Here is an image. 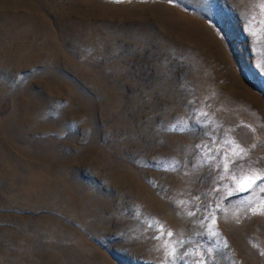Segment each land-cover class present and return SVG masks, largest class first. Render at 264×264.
I'll return each mask as SVG.
<instances>
[{
	"label": "rangeland",
	"instance_id": "1",
	"mask_svg": "<svg viewBox=\"0 0 264 264\" xmlns=\"http://www.w3.org/2000/svg\"><path fill=\"white\" fill-rule=\"evenodd\" d=\"M260 169V0H0V264H264Z\"/></svg>",
	"mask_w": 264,
	"mask_h": 264
},
{
	"label": "snow or ice",
	"instance_id": "2",
	"mask_svg": "<svg viewBox=\"0 0 264 264\" xmlns=\"http://www.w3.org/2000/svg\"><path fill=\"white\" fill-rule=\"evenodd\" d=\"M260 7L264 9V0H260ZM236 148H239V145L236 146ZM236 148H233L232 151L236 153L238 157H240V154L243 153L245 150L240 148L239 152H236ZM259 172L260 175H244L240 178L239 184L237 187L242 191H248L253 186H259L262 190H264V184L257 185V181L264 180V169H260ZM264 204V202H262ZM251 211L256 212L257 210L251 209ZM257 214H264V207H262ZM213 225H215L216 221H212ZM160 236L155 237L157 240H159L162 236L165 235V231L163 229V225H160ZM167 236L172 237L173 233L169 230L167 231ZM215 235V233H213ZM182 244V241L180 242ZM161 248L165 250V257L162 261V264H177L179 260L183 259V255H187L185 252L183 255L179 254L178 249L174 246H171L169 244V241L165 240L160 245ZM211 251V249H209ZM264 254V253H262ZM197 264H204L203 260H200L197 262Z\"/></svg>",
	"mask_w": 264,
	"mask_h": 264
},
{
	"label": "trees",
	"instance_id": "3",
	"mask_svg": "<svg viewBox=\"0 0 264 264\" xmlns=\"http://www.w3.org/2000/svg\"><path fill=\"white\" fill-rule=\"evenodd\" d=\"M139 1H143V0H139Z\"/></svg>",
	"mask_w": 264,
	"mask_h": 264
}]
</instances>
